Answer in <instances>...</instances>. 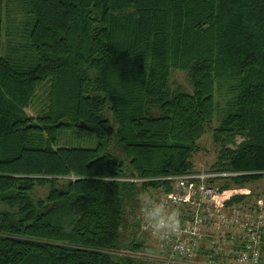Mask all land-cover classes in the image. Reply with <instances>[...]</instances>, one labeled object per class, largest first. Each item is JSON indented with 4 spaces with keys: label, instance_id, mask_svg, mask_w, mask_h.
I'll list each match as a JSON object with an SVG mask.
<instances>
[{
    "label": "trees",
    "instance_id": "1",
    "mask_svg": "<svg viewBox=\"0 0 264 264\" xmlns=\"http://www.w3.org/2000/svg\"><path fill=\"white\" fill-rule=\"evenodd\" d=\"M217 118L208 183L264 178V0H0V264H156L142 208Z\"/></svg>",
    "mask_w": 264,
    "mask_h": 264
},
{
    "label": "built area",
    "instance_id": "2",
    "mask_svg": "<svg viewBox=\"0 0 264 264\" xmlns=\"http://www.w3.org/2000/svg\"><path fill=\"white\" fill-rule=\"evenodd\" d=\"M230 172L197 170L166 176L171 189L142 208L143 224L154 239L156 264H264V199L229 206L236 194L221 190L208 180ZM150 213H158L161 225L174 215L178 231H155Z\"/></svg>",
    "mask_w": 264,
    "mask_h": 264
},
{
    "label": "rangeland",
    "instance_id": "3",
    "mask_svg": "<svg viewBox=\"0 0 264 264\" xmlns=\"http://www.w3.org/2000/svg\"><path fill=\"white\" fill-rule=\"evenodd\" d=\"M173 81L174 85H184L187 87L188 90H192L191 87L189 86L186 76L184 72L181 71H174L173 73ZM217 100L220 103L221 107H224L225 105V98L221 97L218 95ZM28 113L30 115L35 116L38 113V110L35 108H29ZM112 121H113V116H110ZM219 122V119L217 118L215 122H213L212 126L208 128L203 135V137L199 140V145L201 146V151L196 153L193 157L194 164H195V170H209L212 168L213 163L216 160V156L218 153V147L213 143V138H212V131L213 127L217 126ZM114 126L116 127L115 122H113ZM66 135V136H65ZM65 136V137H63ZM60 141L63 143V145H68L70 147H78V148H95L98 146L99 139L87 132H78V133H73V132H67L66 134H62L60 136ZM109 149L113 150L115 153L121 155L120 150L116 148L114 145H110ZM48 188L45 187H37L34 191V196H44L47 193ZM239 190V191H238ZM253 192V196L259 194L261 196H264V178L257 180L253 183H251L248 187L246 188H235L231 189L230 192L226 193V196H229L230 194H234V192ZM150 193H157L156 189H151L149 190ZM153 243L152 245L155 246L154 239L151 240ZM151 260V259H150Z\"/></svg>",
    "mask_w": 264,
    "mask_h": 264
},
{
    "label": "clouds",
    "instance_id": "4",
    "mask_svg": "<svg viewBox=\"0 0 264 264\" xmlns=\"http://www.w3.org/2000/svg\"><path fill=\"white\" fill-rule=\"evenodd\" d=\"M151 219L154 221L152 224V227L154 228L155 231H159L161 227L168 228L172 231H178L179 230V224L177 223V218L172 215L168 218V223H164L161 225V222L157 218L158 213H150L149 214Z\"/></svg>",
    "mask_w": 264,
    "mask_h": 264
}]
</instances>
